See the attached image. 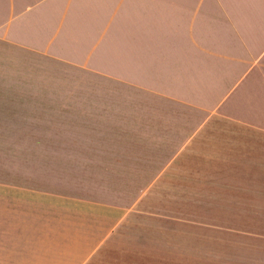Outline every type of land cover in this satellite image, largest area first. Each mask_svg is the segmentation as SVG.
Wrapping results in <instances>:
<instances>
[{
	"label": "crops",
	"instance_id": "0c3cea01",
	"mask_svg": "<svg viewBox=\"0 0 264 264\" xmlns=\"http://www.w3.org/2000/svg\"><path fill=\"white\" fill-rule=\"evenodd\" d=\"M0 44L83 76L63 100L101 124L64 164L145 183L128 203L0 181V264H99L151 209H259L264 0H0Z\"/></svg>",
	"mask_w": 264,
	"mask_h": 264
},
{
	"label": "rangeland",
	"instance_id": "374dc122",
	"mask_svg": "<svg viewBox=\"0 0 264 264\" xmlns=\"http://www.w3.org/2000/svg\"><path fill=\"white\" fill-rule=\"evenodd\" d=\"M80 78L77 70L0 44V181L94 193L100 200L116 195L129 203L144 182H98L93 174L107 167L64 164L65 158L90 155L87 146L97 135L89 126L101 124L77 117L76 103L63 100L82 92V83L76 84ZM128 137L132 142L140 136ZM76 142L80 149H67ZM111 168L144 174L151 167ZM259 194L253 198L259 209H151L158 210L157 219L140 225L133 217L99 264H264V197ZM194 200L184 199L192 202L185 206L193 207Z\"/></svg>",
	"mask_w": 264,
	"mask_h": 264
}]
</instances>
